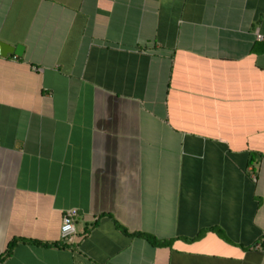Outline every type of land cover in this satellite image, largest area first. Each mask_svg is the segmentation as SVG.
Returning a JSON list of instances; mask_svg holds the SVG:
<instances>
[{"label":"crops","instance_id":"obj_1","mask_svg":"<svg viewBox=\"0 0 264 264\" xmlns=\"http://www.w3.org/2000/svg\"><path fill=\"white\" fill-rule=\"evenodd\" d=\"M0 41V264H264V0H0Z\"/></svg>","mask_w":264,"mask_h":264},{"label":"built area","instance_id":"obj_2","mask_svg":"<svg viewBox=\"0 0 264 264\" xmlns=\"http://www.w3.org/2000/svg\"><path fill=\"white\" fill-rule=\"evenodd\" d=\"M260 37V36H258ZM79 215V210L75 207L63 210L60 224V241L67 244L76 235V219Z\"/></svg>","mask_w":264,"mask_h":264},{"label":"water","instance_id":"obj_3","mask_svg":"<svg viewBox=\"0 0 264 264\" xmlns=\"http://www.w3.org/2000/svg\"><path fill=\"white\" fill-rule=\"evenodd\" d=\"M24 50V46L20 43L15 46H11L5 42L0 41V56H7L13 54L15 56H21Z\"/></svg>","mask_w":264,"mask_h":264},{"label":"trees","instance_id":"obj_4","mask_svg":"<svg viewBox=\"0 0 264 264\" xmlns=\"http://www.w3.org/2000/svg\"><path fill=\"white\" fill-rule=\"evenodd\" d=\"M132 236H144L145 239L153 246H157V245H161L163 243H167V241H162V240H158L157 238H155L154 236L150 235V234H142L140 232H135L131 234ZM14 240L10 241L7 245V249L5 251V254L8 253V251L10 250V248L13 246L14 244Z\"/></svg>","mask_w":264,"mask_h":264}]
</instances>
